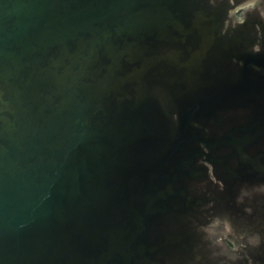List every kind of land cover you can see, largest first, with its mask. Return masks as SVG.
I'll use <instances>...</instances> for the list:
<instances>
[{"label":"water","instance_id":"1","mask_svg":"<svg viewBox=\"0 0 264 264\" xmlns=\"http://www.w3.org/2000/svg\"><path fill=\"white\" fill-rule=\"evenodd\" d=\"M0 264H264V0H0Z\"/></svg>","mask_w":264,"mask_h":264}]
</instances>
